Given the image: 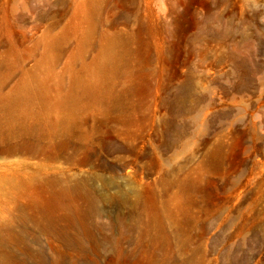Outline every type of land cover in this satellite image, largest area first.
<instances>
[{
  "label": "rangeland",
  "instance_id": "rangeland-1",
  "mask_svg": "<svg viewBox=\"0 0 264 264\" xmlns=\"http://www.w3.org/2000/svg\"><path fill=\"white\" fill-rule=\"evenodd\" d=\"M0 264H264V0H0Z\"/></svg>",
  "mask_w": 264,
  "mask_h": 264
}]
</instances>
